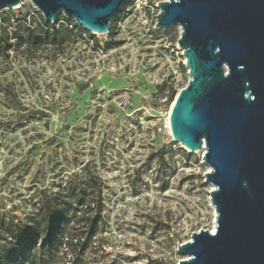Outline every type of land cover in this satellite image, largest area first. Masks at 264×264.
I'll use <instances>...</instances> for the list:
<instances>
[{
  "label": "rangeland",
  "instance_id": "1",
  "mask_svg": "<svg viewBox=\"0 0 264 264\" xmlns=\"http://www.w3.org/2000/svg\"><path fill=\"white\" fill-rule=\"evenodd\" d=\"M158 1L121 8L110 21L114 46L104 42L110 36L86 33L62 48L14 46L0 57V248L46 195L64 194L86 169L101 182L95 235L84 249L36 248L31 264H177L185 257L177 246L211 230L203 152L188 151L168 129L188 72L180 27H155ZM17 6L0 18L38 20L30 0Z\"/></svg>",
  "mask_w": 264,
  "mask_h": 264
},
{
  "label": "water",
  "instance_id": "2",
  "mask_svg": "<svg viewBox=\"0 0 264 264\" xmlns=\"http://www.w3.org/2000/svg\"><path fill=\"white\" fill-rule=\"evenodd\" d=\"M129 0H30L109 32ZM20 0H0V10ZM155 27L177 25L187 83L170 113L174 141L203 150L214 227L191 233L177 264H264V0H159Z\"/></svg>",
  "mask_w": 264,
  "mask_h": 264
},
{
  "label": "trees",
  "instance_id": "3",
  "mask_svg": "<svg viewBox=\"0 0 264 264\" xmlns=\"http://www.w3.org/2000/svg\"><path fill=\"white\" fill-rule=\"evenodd\" d=\"M118 13L114 16H118ZM36 15L38 20L26 14L16 19L0 18V57H8L14 46L62 48L78 36L76 30H83L73 19L68 21L63 17L73 25L69 28L64 23L47 22L39 12ZM113 28L114 24L110 23L108 46L119 42L114 38ZM172 92L173 89L167 101ZM102 212L100 178L86 169L83 179L79 183H70L64 194L58 191L46 195L31 223H17L12 227L11 242L0 248V264H31L36 248L41 255H52L63 245L67 248L79 245L84 249L99 227Z\"/></svg>",
  "mask_w": 264,
  "mask_h": 264
},
{
  "label": "built area",
  "instance_id": "4",
  "mask_svg": "<svg viewBox=\"0 0 264 264\" xmlns=\"http://www.w3.org/2000/svg\"><path fill=\"white\" fill-rule=\"evenodd\" d=\"M37 12H39L38 10H37ZM40 13V12H39ZM36 17H38V16H36ZM63 17H65L68 21H70V19H73L74 21H75V19L73 18V17H68V16H65L62 12H59L57 15H56V18H55V21H53V22H50L51 24H60V23H64V24H66L69 28L70 27H73V25L70 23V22H66V20L65 19H63ZM37 19H39V17L37 18ZM76 22V21H75ZM77 23V22H76ZM78 24V23H77ZM79 25V24H78ZM79 26H81V25H79ZM82 27V26H81ZM77 31V33H78V36L79 35H85L86 33H91V31H89V30H87V29H84L83 28V30H81V31H79V30H76ZM91 34H93V33H91ZM90 35V34H89ZM93 35H97V34H93ZM100 35H103V36H105V37H107V36H109V32L108 33H106V34H100ZM100 35H98V36H100ZM91 41H92V39H91ZM104 42H107V39H105V41ZM98 44L99 45H101V47H105V45H103V43L100 41V42H98ZM96 73H94V75H95Z\"/></svg>",
  "mask_w": 264,
  "mask_h": 264
},
{
  "label": "bare ground",
  "instance_id": "5",
  "mask_svg": "<svg viewBox=\"0 0 264 264\" xmlns=\"http://www.w3.org/2000/svg\"><path fill=\"white\" fill-rule=\"evenodd\" d=\"M15 7H18L17 5L15 6ZM179 27V26H178ZM101 34V33H100ZM100 34H97V35H100ZM178 91V90H177ZM177 91H176V94H177ZM176 94H175V96L173 97V99L171 100V104H170V107H169V110H168V121H167V123H168V129H169V132H170V113H171V110H172V107H173V104H174V100H175V97H176ZM200 152H203V150H200ZM211 188H212V186H211ZM215 212V211H214ZM214 227V222H213V225H212V227H211V229Z\"/></svg>",
  "mask_w": 264,
  "mask_h": 264
}]
</instances>
